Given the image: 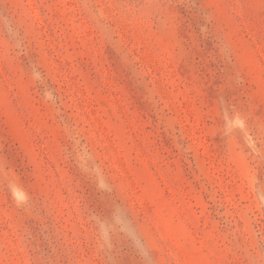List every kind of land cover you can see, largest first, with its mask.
I'll list each match as a JSON object with an SVG mask.
<instances>
[{"label": "rangeland", "instance_id": "obj_1", "mask_svg": "<svg viewBox=\"0 0 264 264\" xmlns=\"http://www.w3.org/2000/svg\"><path fill=\"white\" fill-rule=\"evenodd\" d=\"M0 264H264V0H0Z\"/></svg>", "mask_w": 264, "mask_h": 264}]
</instances>
